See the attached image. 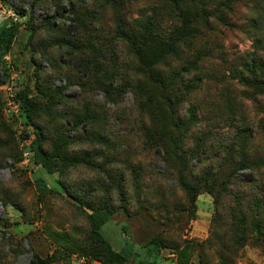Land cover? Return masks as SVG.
Listing matches in <instances>:
<instances>
[{
    "label": "rangeland",
    "instance_id": "1",
    "mask_svg": "<svg viewBox=\"0 0 264 264\" xmlns=\"http://www.w3.org/2000/svg\"><path fill=\"white\" fill-rule=\"evenodd\" d=\"M210 1L0 0V26L19 28L9 76L0 68V264L34 253L104 264L92 255L91 209L110 211L102 233L117 252L128 247L125 264L148 259L155 236L166 245L159 264H264V47L251 25L264 0H242L221 36L196 24L177 56L152 67L164 86L119 33L140 38L151 22L168 39L182 28L178 10L192 19ZM25 86L43 150L64 162L44 167L30 151L16 101ZM169 86L181 90L175 119Z\"/></svg>",
    "mask_w": 264,
    "mask_h": 264
},
{
    "label": "trees",
    "instance_id": "2",
    "mask_svg": "<svg viewBox=\"0 0 264 264\" xmlns=\"http://www.w3.org/2000/svg\"><path fill=\"white\" fill-rule=\"evenodd\" d=\"M39 0H35L37 2ZM216 1V0H212ZM210 1V4L215 2ZM242 0H218L217 3L209 8L202 6V10L199 14H196L192 19L188 18L186 12L178 10V18L182 23V28L179 31L172 33L168 39H166V34L158 32L153 26H150L145 30L144 34L137 38V36L130 32H124L119 30L120 36L130 45L133 50L134 55L140 60L143 67L144 73L148 74L150 79H153L156 83L164 86V79L162 76L157 75L152 67L160 63L166 56L173 55L177 56L180 51L181 45L185 42V39L193 35L195 25L199 22H203L205 26L212 32L218 33L219 36L224 34L225 29L237 27V23L234 22L235 6H237ZM34 2V3H35ZM256 17L251 21L252 28L256 33H261V38L257 41L261 44V48L264 47V1L258 4L256 10ZM217 24L220 28L216 30L213 26ZM19 33V28L15 24L7 25L4 24L0 26V68L2 69L5 76H9L8 71L10 66H8L6 57L10 54L11 49L17 39ZM153 37V39H152ZM151 38V39H149ZM151 40L154 43V48L148 44L147 40ZM152 49V50H150ZM155 76H158L155 77ZM37 78V76H35ZM36 89L39 86L36 84ZM141 89V88H140ZM181 90L176 89L173 86H169L166 90L163 89L162 98L164 99V104L171 111V117L175 119L174 107L172 105L173 101L181 95ZM166 93V94H165ZM32 90L25 86L22 90L16 93V101L19 107V117L21 126L24 128H33L35 139L31 142L29 149L36 157V162L44 167H49L51 163L56 161L55 159H61L65 161V157L58 153L53 155L48 154L43 150L44 137L41 129L36 125V118L38 116V107L34 103L32 98ZM176 96V97H174ZM178 96V97H177ZM175 103V102H174ZM178 103V102H176ZM191 120H196L197 111L195 107L190 108ZM174 131H179L180 127L178 124H172ZM56 155V156H55ZM178 183L182 189L188 194L190 201L195 203L198 191L193 187V185L186 180L183 172H181L178 177ZM83 205V203H82ZM110 211L106 210L101 212L91 209L89 214V222L91 227L92 243L94 245L92 255L104 264H125L129 261L132 253L128 252V247H124L122 252H117L105 238L102 233L103 226L109 221ZM124 231L127 232L126 229ZM127 244V242H126ZM130 248L133 249L131 246ZM166 248L165 243L159 236L153 237L148 241L144 249L146 251L148 259L143 261L139 260V264H159L158 259L162 251ZM187 248H184L179 252L181 257H185ZM128 252V253H127ZM52 261L49 258L41 259L37 254H33V259L31 264H51ZM183 264V263H182Z\"/></svg>",
    "mask_w": 264,
    "mask_h": 264
},
{
    "label": "built area",
    "instance_id": "3",
    "mask_svg": "<svg viewBox=\"0 0 264 264\" xmlns=\"http://www.w3.org/2000/svg\"><path fill=\"white\" fill-rule=\"evenodd\" d=\"M9 15H11V16H16V14L13 13V12H11V11L9 12ZM2 21H4V23H7L5 19H3ZM7 25H9V24H7Z\"/></svg>",
    "mask_w": 264,
    "mask_h": 264
}]
</instances>
